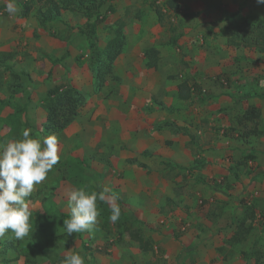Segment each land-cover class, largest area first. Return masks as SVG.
I'll return each mask as SVG.
<instances>
[{
	"label": "rangeland",
	"instance_id": "374dc122",
	"mask_svg": "<svg viewBox=\"0 0 264 264\" xmlns=\"http://www.w3.org/2000/svg\"><path fill=\"white\" fill-rule=\"evenodd\" d=\"M6 2L0 0V144L20 139L25 128L34 139L56 134L61 159L28 200L31 236L0 237V264H60L70 252L85 264H264V4L105 0L98 20H90L94 44L102 47L119 20L125 44L97 90L81 12L63 10L60 20L40 23L36 9L9 16ZM149 47L158 50L155 68L144 55ZM182 82L189 99L178 96ZM59 85L76 89L83 105L64 129L48 133L44 104ZM250 107L258 117H244ZM165 121L194 132L200 156L176 163L182 132L154 129ZM208 157L216 159L212 175L204 173ZM73 187L117 189L119 220L110 222L108 205L98 201L92 229L68 235L63 219ZM182 188L210 192L195 196L201 202L190 209L157 204L160 190ZM169 213L177 225L164 222Z\"/></svg>",
	"mask_w": 264,
	"mask_h": 264
},
{
	"label": "clouds",
	"instance_id": "9594fccd",
	"mask_svg": "<svg viewBox=\"0 0 264 264\" xmlns=\"http://www.w3.org/2000/svg\"><path fill=\"white\" fill-rule=\"evenodd\" d=\"M257 3L264 4V0ZM5 11L9 16L16 15L20 11L16 0H7ZM60 152L56 134L34 139L30 138L28 128L23 130L20 139L0 144V237L9 231L16 240L31 236L33 209L28 200L35 187L59 163ZM66 199L70 217L63 219V227L68 235L92 229L100 215L98 201L108 205L110 222L116 223L121 216L118 197L107 188L90 192L86 187H73ZM60 264H85V257L79 252H70Z\"/></svg>",
	"mask_w": 264,
	"mask_h": 264
},
{
	"label": "trees",
	"instance_id": "16d2710c",
	"mask_svg": "<svg viewBox=\"0 0 264 264\" xmlns=\"http://www.w3.org/2000/svg\"><path fill=\"white\" fill-rule=\"evenodd\" d=\"M105 0H22L19 2L18 16L21 18L27 17L33 9L35 15L38 17L40 23H45L51 20H60L63 10H73L81 12L87 19V41L89 46L94 52V59L91 63L92 76L94 86L98 90L105 82L106 76L111 72L113 63L121 53L125 44L124 35V21L119 20L114 26L112 35L105 42L102 47H97L94 43V24L91 23V19L95 18V21L99 18V10L104 5ZM168 7L173 8L176 6L174 2L169 1ZM160 14L159 10H156ZM157 53L158 50L154 47H149L144 50V55L148 58V66L155 68L157 65ZM178 96L181 99H189L192 94L187 82H182L178 86ZM161 106V102H158ZM83 105L81 94L70 86H54L47 91V99L44 104L45 107V122L43 129L48 132H56L64 129L68 123L80 113ZM166 106V105H165ZM168 107V111L172 110V107ZM152 107H147L145 110L151 111ZM247 110L248 114L244 117L247 119H254L259 116V110L254 107H250ZM160 127H170L176 131L188 134L190 141L194 140L192 134L188 132L183 126H178L175 122L165 121L161 125H156L154 129ZM139 166L145 167V164L139 163ZM109 193H114L118 197V190L111 189ZM252 214V212H250Z\"/></svg>",
	"mask_w": 264,
	"mask_h": 264
},
{
	"label": "crops",
	"instance_id": "0c3cea01",
	"mask_svg": "<svg viewBox=\"0 0 264 264\" xmlns=\"http://www.w3.org/2000/svg\"><path fill=\"white\" fill-rule=\"evenodd\" d=\"M167 106V105H166ZM171 107V106H170ZM191 109H193V113H195L196 115H201V111L199 107H191ZM186 115V113H185ZM182 125L185 124V126L187 127H191L189 124L185 123L183 120L180 121ZM177 124V122H175ZM178 126H181L180 124H177ZM194 127V125H193ZM170 128V127H168ZM172 129V128H170ZM174 131V130H173ZM193 137L194 136V132L192 133ZM180 140L182 142V145L180 147V151L178 152L177 156L174 158V160L176 161V163L181 164V165H185L186 163L190 162L191 160L195 159L196 157L200 156L198 155V153L194 150V147L196 148L195 144H193L190 141V137L186 134H180ZM207 157V156H204ZM206 161V164L208 165V171L204 172V173H208L209 175H212L215 170H216V166L215 163L216 159L214 158V160L210 157L208 158H204ZM187 173V172H186ZM186 177H191V175H187ZM161 192L164 191V197L162 199L161 202H158L157 204H162L164 205L163 208L169 209V208H175L176 210H179L180 207L182 206L183 209H190V206H195L196 203H200V199L197 200V198H195V196H199L201 195V192H207L209 193V190H160ZM223 191V190H218V192ZM215 193V192H214ZM217 192H216V196H217ZM185 204V206H184ZM189 205V206H188ZM178 206V209H177ZM165 218V223H167V221H173L176 217L173 216L172 213H169L168 215L164 216ZM162 219V218H161ZM163 221V220H162ZM171 224L177 225L175 223V220L173 222H171ZM170 256H174V254H169Z\"/></svg>",
	"mask_w": 264,
	"mask_h": 264
}]
</instances>
